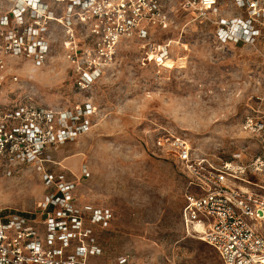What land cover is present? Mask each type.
<instances>
[{"label": "rangeland", "instance_id": "obj_1", "mask_svg": "<svg viewBox=\"0 0 264 264\" xmlns=\"http://www.w3.org/2000/svg\"><path fill=\"white\" fill-rule=\"evenodd\" d=\"M8 5L0 0V14ZM165 6L170 25L151 34L155 44H169L164 66L145 59L139 40L126 39L105 76L82 91L58 45L45 66L14 61L19 79L7 77L0 87V107L92 108L86 133L52 148L44 169H0V212L44 218L40 206L54 192L45 173L66 175L82 204L114 212L108 228L95 229L102 253L93 264L123 257L134 264H224L182 225L190 177L181 148L243 165L245 186L264 196V18L254 21L262 32L256 41L224 42L223 24L252 17L237 0H219L207 19L179 9V0Z\"/></svg>", "mask_w": 264, "mask_h": 264}, {"label": "built area", "instance_id": "obj_2", "mask_svg": "<svg viewBox=\"0 0 264 264\" xmlns=\"http://www.w3.org/2000/svg\"><path fill=\"white\" fill-rule=\"evenodd\" d=\"M237 4L251 19L223 24L219 36L224 42L256 41L262 32L254 21L264 18V6L254 0ZM165 8V0H9L0 14V87L7 77L19 79L14 61L45 66L58 45L82 91L105 76L126 39L139 40L145 59L164 66L169 44H155L151 34L170 25ZM179 9L207 19L219 0H179ZM91 109L28 102L0 107V169H44L52 148L86 133ZM181 153L190 177L181 212L187 234L213 247L224 264H264V196L245 186L246 168L193 157L189 149ZM44 179L54 189L40 206L44 218L0 212V264H93L91 257L102 253L95 229L111 225L113 210L82 204L76 182L66 175L45 173ZM119 264L134 263L123 257Z\"/></svg>", "mask_w": 264, "mask_h": 264}]
</instances>
